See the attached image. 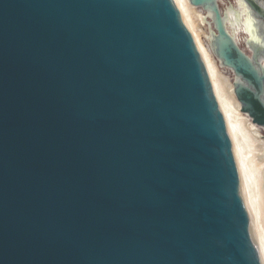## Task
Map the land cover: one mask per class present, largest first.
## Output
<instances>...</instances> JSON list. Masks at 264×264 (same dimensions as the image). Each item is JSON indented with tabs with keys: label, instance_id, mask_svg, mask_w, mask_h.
Masks as SVG:
<instances>
[{
	"label": "water",
	"instance_id": "1",
	"mask_svg": "<svg viewBox=\"0 0 264 264\" xmlns=\"http://www.w3.org/2000/svg\"><path fill=\"white\" fill-rule=\"evenodd\" d=\"M185 5L264 139V0ZM241 179L174 0H0V264H262Z\"/></svg>",
	"mask_w": 264,
	"mask_h": 264
},
{
	"label": "bare ground",
	"instance_id": "2",
	"mask_svg": "<svg viewBox=\"0 0 264 264\" xmlns=\"http://www.w3.org/2000/svg\"><path fill=\"white\" fill-rule=\"evenodd\" d=\"M188 29L195 37L197 47L206 64L212 85L221 106L224 119L229 130L232 145L235 148V156L241 174V186L244 199L247 201L248 212L250 215L255 239L258 244L262 264H264V160L254 162L252 150L247 142L249 136L247 130L257 132L255 127L243 113L231 101L225 87L231 85L228 79L221 76L217 64L210 57L207 48L199 41L197 33L194 31L193 19L186 10L185 0H174ZM185 16V17H184ZM243 114H241V113ZM258 141V152L263 154L264 143Z\"/></svg>",
	"mask_w": 264,
	"mask_h": 264
},
{
	"label": "rangeland",
	"instance_id": "3",
	"mask_svg": "<svg viewBox=\"0 0 264 264\" xmlns=\"http://www.w3.org/2000/svg\"><path fill=\"white\" fill-rule=\"evenodd\" d=\"M185 17V16H184ZM197 33V32H196ZM198 35V34H197ZM199 37V36H198ZM199 41H200V39H199ZM218 67V66H217ZM220 74H221V76L222 77H224V78H226V79H228V81L230 82V84H232V82H231V80H230V78L228 77V76H226V75H224V74H222L221 72H220ZM241 113V112H240ZM242 114V113H241ZM243 115V114H242ZM245 118H247L249 121H250V118L246 115V114H244L243 115ZM252 123V122H251ZM253 124V123H252ZM254 125V124H253ZM255 127H257L256 125H254ZM257 129H258V131L257 132H259V133H262L263 132V130L262 129H260L259 127H257ZM247 132V134H248V136H249V139L247 140V142H248V144H249V146H250V148H251V150H252V155H253V159H254V162L256 163V162H258V161H260L256 156H259V155H261V154H259V152H258V148L259 147H257L258 145V141H256V143L255 142H253V140L254 139H257V140H260V141H262L263 143H264V139H262V138H260V137H257V136H255V135H253L252 133H250L248 130L246 131ZM262 155H264V152H263V154Z\"/></svg>",
	"mask_w": 264,
	"mask_h": 264
}]
</instances>
